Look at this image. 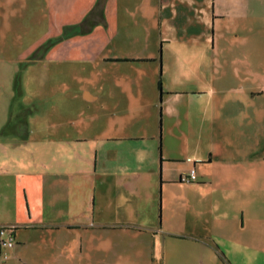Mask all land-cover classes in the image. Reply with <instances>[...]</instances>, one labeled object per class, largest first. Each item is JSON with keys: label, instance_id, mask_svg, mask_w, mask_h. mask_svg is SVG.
Here are the masks:
<instances>
[{"label": "crops", "instance_id": "1", "mask_svg": "<svg viewBox=\"0 0 264 264\" xmlns=\"http://www.w3.org/2000/svg\"><path fill=\"white\" fill-rule=\"evenodd\" d=\"M190 1L0 0V264L264 249V0Z\"/></svg>", "mask_w": 264, "mask_h": 264}, {"label": "rangeland", "instance_id": "2", "mask_svg": "<svg viewBox=\"0 0 264 264\" xmlns=\"http://www.w3.org/2000/svg\"><path fill=\"white\" fill-rule=\"evenodd\" d=\"M191 7H192V4H191V1L189 0V12L190 13L192 10ZM24 38L27 41H30L32 36L25 34ZM230 247H231V254H229V255H230V258L232 259V260H230V262H231L230 264H233V262L235 264H264V249L261 248L260 246H258V247L252 246V248H250V249H245L241 245L237 246L235 244H232ZM178 250L182 251L185 249L184 248H182V249L178 248ZM215 251L213 252L214 255H215ZM215 257H216V255H215ZM216 258H217V260H216ZM216 258L213 257L210 261V264H212L213 261L215 262V260H216V264H229L226 261V259L223 260L219 257H216Z\"/></svg>", "mask_w": 264, "mask_h": 264}, {"label": "built area", "instance_id": "3", "mask_svg": "<svg viewBox=\"0 0 264 264\" xmlns=\"http://www.w3.org/2000/svg\"><path fill=\"white\" fill-rule=\"evenodd\" d=\"M195 179L194 171L193 169H190L187 174L184 176L180 177L181 181L184 182H190ZM89 194L85 193V198H84V205H83V210L84 211H90V198ZM13 226H0V236L2 237L1 239V246L4 248H10L14 244V239H13V233H12ZM2 257H6V252L2 251L1 253Z\"/></svg>", "mask_w": 264, "mask_h": 264}]
</instances>
